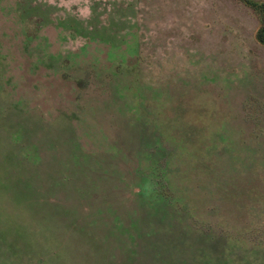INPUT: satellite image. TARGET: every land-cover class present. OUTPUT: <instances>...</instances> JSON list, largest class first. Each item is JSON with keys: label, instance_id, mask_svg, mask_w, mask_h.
<instances>
[{"label": "rangeland", "instance_id": "374dc122", "mask_svg": "<svg viewBox=\"0 0 264 264\" xmlns=\"http://www.w3.org/2000/svg\"><path fill=\"white\" fill-rule=\"evenodd\" d=\"M261 26L241 0H0V264L261 248Z\"/></svg>", "mask_w": 264, "mask_h": 264}, {"label": "trees", "instance_id": "16d2710c", "mask_svg": "<svg viewBox=\"0 0 264 264\" xmlns=\"http://www.w3.org/2000/svg\"><path fill=\"white\" fill-rule=\"evenodd\" d=\"M242 2H244L245 4L249 5L252 9L255 10L256 13L259 14L260 16V19H261V28L259 29L258 33H257V40L264 44V5H258V4H255L253 2H251L250 0H241ZM261 7V8H260ZM120 70V68H119ZM127 70H120V73L118 72V76L120 74H123V73H126ZM134 73L135 72H140L139 69L136 67L135 69H133ZM117 72V71H116ZM236 185L229 179H225L224 181H222L220 183V189L221 190H228L232 188H236L235 187ZM250 213V212H249ZM257 216H260V215H257ZM249 223L248 225L250 224L251 227H256V226H259V229L257 230V232H259L261 230V222L258 221V220H261L260 219H257V218H252V216L249 217ZM222 228H223V225H221ZM263 226V225H262ZM225 228H229L230 230H232L231 227H225ZM236 231H228L226 233H222V230H220V227L218 228V232L215 233V235L213 236V239L215 241H228L230 239V236L231 237H234V238H237V235L236 234H239V231L236 233ZM256 238V237H255ZM262 238V237H261ZM264 239V237L262 238ZM256 240V239H254ZM138 256V254H137ZM239 261L237 260V264H264V245L261 247V248H256L252 245L250 246H247L245 247V249L243 248L241 251L238 252V257ZM203 259L202 258H199L197 260V263L196 264H203Z\"/></svg>", "mask_w": 264, "mask_h": 264}]
</instances>
